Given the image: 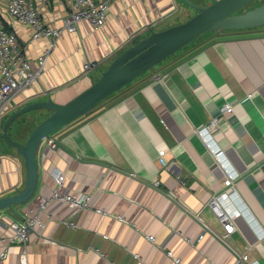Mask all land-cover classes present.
Listing matches in <instances>:
<instances>
[{"label": "crops", "instance_id": "obj_1", "mask_svg": "<svg viewBox=\"0 0 264 264\" xmlns=\"http://www.w3.org/2000/svg\"><path fill=\"white\" fill-rule=\"evenodd\" d=\"M68 11L67 0L42 6L53 25ZM193 13L183 0H111L101 27L82 21L60 35L44 72L10 110L49 95L68 101L122 49ZM0 19L35 64L48 41L32 38L28 25L12 21L4 0ZM87 61L95 65L84 70ZM224 103L233 110L221 112ZM37 112L48 110L23 114L11 124V136L24 141L34 125L23 128V121ZM215 117L213 140L239 173L232 187L224 186L225 171L197 131ZM50 137L55 146L42 143L37 150L34 195L0 216L21 220L27 207L52 192L54 172L64 174L61 192H85L89 204L106 213L52 200L38 212L43 225L30 231L25 245L0 222V264H245L238 261L244 252L249 261L264 264L254 228L257 223L264 229V25L199 36ZM160 148L166 150L165 165ZM25 180L23 156L0 136V196L15 193ZM231 188L249 218L237 217L234 231L222 239V224L205 203Z\"/></svg>", "mask_w": 264, "mask_h": 264}, {"label": "built area", "instance_id": "obj_2", "mask_svg": "<svg viewBox=\"0 0 264 264\" xmlns=\"http://www.w3.org/2000/svg\"><path fill=\"white\" fill-rule=\"evenodd\" d=\"M6 2V9L12 21H17L22 24L28 25L31 30V37L44 38L48 41V46L40 53L35 64L31 58L25 53L23 48L17 41V36L14 30L5 27L3 20L0 19V134H1V121L2 117L6 116L11 110L16 96L25 89H28L44 72V64L47 55L56 45L60 35L64 31H74L77 29L78 24L82 21L87 23L94 29L101 27L107 20L109 4L111 0H67L69 4V11L62 18L59 25H53L44 19L42 6L48 4L49 0H4ZM95 65L94 61H87L83 64V69H89ZM233 107L230 103H224L220 111H232ZM217 121L213 118L208 125L200 127L197 131L216 155L220 161L224 171V186L232 187L234 180L238 177L239 173L228 163L222 154V150L216 145L210 132V127ZM42 143L47 146H55V141L52 137L48 136L43 138ZM166 150L159 149V159L162 164H167L165 158ZM54 179L56 186L48 195H42L36 206H29L24 211V217L17 221H7L0 216V222L3 225L10 226L13 233V240L19 241L25 245L31 230L36 226H42V220L38 215L40 210H44L46 205L55 199L66 202L70 207L77 208H93L98 212H105L99 207H93L89 204V195L85 192L78 194L64 193L60 191V186L64 182V174L54 172ZM158 183V180L155 181ZM223 190L219 193L213 194L205 203L209 206L217 219L223 227L221 233L222 239H227L235 229V219L239 216H249L242 206L235 203L234 191ZM106 213V212H105ZM199 216V213H197ZM120 219L122 217L119 216ZM249 218V217H248ZM253 222V221H251ZM254 228L258 239L264 246V229L254 223ZM150 241H154V236L148 234L146 236ZM171 255V251H167ZM137 258L138 255L134 253ZM22 261L25 262V254L22 255ZM176 262L180 259L175 258ZM245 264H260L257 261H249L247 252L240 255L239 260Z\"/></svg>", "mask_w": 264, "mask_h": 264}, {"label": "water", "instance_id": "obj_3", "mask_svg": "<svg viewBox=\"0 0 264 264\" xmlns=\"http://www.w3.org/2000/svg\"><path fill=\"white\" fill-rule=\"evenodd\" d=\"M196 11L189 18L159 30H152L135 43L122 49L101 71L92 83L64 103L46 99L29 101L13 109L5 117L1 127V138L23 156L26 180L15 193L0 196V212L26 203L35 193L38 181L37 150L43 138L83 115L115 91L153 69L158 63L183 48L204 32L244 29L264 25V2L244 11H238L250 0H210L201 4L194 0H183ZM46 109L48 113L29 132L24 141L9 133L11 124L31 111ZM56 146H62L56 141ZM67 150V149H66Z\"/></svg>", "mask_w": 264, "mask_h": 264}, {"label": "rangeland", "instance_id": "obj_4", "mask_svg": "<svg viewBox=\"0 0 264 264\" xmlns=\"http://www.w3.org/2000/svg\"><path fill=\"white\" fill-rule=\"evenodd\" d=\"M264 2V0H250V1H248L243 7H241L238 11H244V10H247V9H249V8H252V7H255V6H257V5H259V4H261V3H263ZM195 10V9H194ZM196 11V10H195ZM194 14V13H193ZM192 14V15H193ZM189 18V17H188ZM208 32H213V31H211V30H208V31H206V32H204L203 34H206V33H208ZM203 34H201V35H203ZM200 35V36H201ZM198 38V37H197ZM46 116V114H43V113H36V114H32V118H31V120H29V118L25 121H23L24 123V125H22L23 126V128L27 125V124H29V123H31V124H33L34 126L38 123V122H40L44 117ZM33 126V127H34ZM23 128H22V130H23ZM24 131V130H23ZM21 133H23V132H21Z\"/></svg>", "mask_w": 264, "mask_h": 264}, {"label": "trees", "instance_id": "obj_5", "mask_svg": "<svg viewBox=\"0 0 264 264\" xmlns=\"http://www.w3.org/2000/svg\"><path fill=\"white\" fill-rule=\"evenodd\" d=\"M6 28H7V27H6ZM193 41H194V40H193ZM190 43H191V42H190ZM187 45H188V44H187ZM176 52H177V51H176ZM176 52H175V53H176ZM173 54H174V53H173ZM173 54H172V55H173ZM170 56H171V55H170ZM167 58H168V57H167ZM7 115H8V114H7ZM7 115H6V116H7ZM6 116H5V117H6Z\"/></svg>", "mask_w": 264, "mask_h": 264}]
</instances>
